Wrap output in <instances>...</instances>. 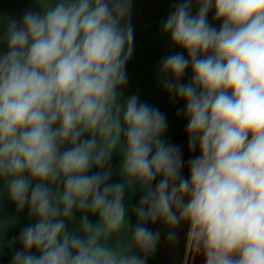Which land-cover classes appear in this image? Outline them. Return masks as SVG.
<instances>
[{
  "label": "clouds",
  "instance_id": "1",
  "mask_svg": "<svg viewBox=\"0 0 264 264\" xmlns=\"http://www.w3.org/2000/svg\"><path fill=\"white\" fill-rule=\"evenodd\" d=\"M132 15L133 0L0 15V248L10 264H148L187 226L183 264H264V0H178L161 23L181 51L157 83L183 102L187 162L166 113L125 93Z\"/></svg>",
  "mask_w": 264,
  "mask_h": 264
},
{
  "label": "water",
  "instance_id": "2",
  "mask_svg": "<svg viewBox=\"0 0 264 264\" xmlns=\"http://www.w3.org/2000/svg\"><path fill=\"white\" fill-rule=\"evenodd\" d=\"M178 0H133L132 24L134 26V55L127 64V75L129 83L125 89L126 94L139 92L141 100L149 104L158 106L167 115L168 129L165 139L169 142L180 145L187 162L189 152L187 148L186 119L183 115L177 116V109L183 107V102H171L168 94L157 83V65L160 59L172 52L181 49L170 46V39L161 33V23L167 17ZM35 0H0V15H11L19 17L26 9L32 7ZM195 7L193 14H195ZM213 12L209 13L208 19L213 22ZM219 27V22L215 23ZM191 77L189 68L182 82L187 83ZM193 155H198L193 153ZM184 174L187 175V167ZM117 177H114L116 179ZM139 194L133 202L138 201ZM8 211H14L11 206H7ZM2 214V212H0ZM133 217V222H134ZM22 217V223H26ZM153 229L163 226L159 223L150 225ZM187 226L179 230V243L176 247L165 245L162 236L157 253L149 259L148 264H183L185 255V233ZM19 227L8 232V238L16 235ZM10 253L6 248H0V264H10Z\"/></svg>",
  "mask_w": 264,
  "mask_h": 264
},
{
  "label": "rangeland",
  "instance_id": "3",
  "mask_svg": "<svg viewBox=\"0 0 264 264\" xmlns=\"http://www.w3.org/2000/svg\"><path fill=\"white\" fill-rule=\"evenodd\" d=\"M194 264H200V263H199V256H197V257L195 258V260H194Z\"/></svg>",
  "mask_w": 264,
  "mask_h": 264
},
{
  "label": "trees",
  "instance_id": "4",
  "mask_svg": "<svg viewBox=\"0 0 264 264\" xmlns=\"http://www.w3.org/2000/svg\"><path fill=\"white\" fill-rule=\"evenodd\" d=\"M201 260H202V257H199V263L201 262Z\"/></svg>",
  "mask_w": 264,
  "mask_h": 264
}]
</instances>
